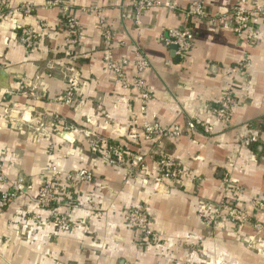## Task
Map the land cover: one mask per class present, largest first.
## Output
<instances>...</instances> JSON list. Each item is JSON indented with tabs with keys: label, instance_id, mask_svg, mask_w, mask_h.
Wrapping results in <instances>:
<instances>
[{
	"label": "crops",
	"instance_id": "0c3cea01",
	"mask_svg": "<svg viewBox=\"0 0 264 264\" xmlns=\"http://www.w3.org/2000/svg\"><path fill=\"white\" fill-rule=\"evenodd\" d=\"M22 1L35 6L33 14L0 18V173L8 182L0 191L14 183L26 187L0 209V264H264V230L224 215L206 226L198 213L202 202L213 206L223 198L226 174L241 187V206L264 197V16H255L258 38L249 43L217 23L186 16L193 0L146 10L139 25L128 0H69L80 25L79 41L66 53L67 25L58 9L44 8V0H4L12 7ZM202 1L212 12L234 2ZM90 5L103 8L104 25L95 12L80 10ZM247 5L264 11V0ZM104 26L116 59L131 60L139 49L149 61L140 73L151 92L145 113L136 91L120 87L103 66ZM182 27L193 39L190 52L179 58L162 37L168 28ZM26 29L42 38L33 50L19 42ZM244 56L250 65L239 70ZM126 71L131 77L130 65ZM70 85L77 86L71 104L53 101ZM228 86L236 103L229 128L220 131L211 106ZM189 116L214 124V134L188 133ZM143 120L178 125L182 133L154 144L143 138ZM64 124L77 130L62 132ZM249 134L257 140L244 146L241 138ZM104 140L146 153L142 168L131 174L129 167L101 159L97 149ZM159 155L173 159L177 181L155 182ZM50 156L60 161L62 173L53 203L40 209L34 197L50 173ZM80 169L90 170L92 180L63 175ZM134 206L147 211L158 238L125 223ZM28 210L39 214L38 221L28 218ZM55 214L71 221L69 230L49 222ZM252 218L264 224V211Z\"/></svg>",
	"mask_w": 264,
	"mask_h": 264
},
{
	"label": "built area",
	"instance_id": "2783aa9c",
	"mask_svg": "<svg viewBox=\"0 0 264 264\" xmlns=\"http://www.w3.org/2000/svg\"><path fill=\"white\" fill-rule=\"evenodd\" d=\"M127 5L132 10V19L136 25L140 24V18L142 14L149 9L164 7L168 9H175L176 3L171 0H128ZM44 8H56L60 12V16L65 20L67 25V35L64 38V52H69V49L76 45L79 41V20L73 13L76 8L69 0H44ZM35 6L28 2L22 1L18 6H8L4 0H0V18L6 17L14 12H19L23 16H29L33 14ZM103 8L96 5H90L87 7H80V10L95 12L100 23L104 25V17L101 14ZM184 14L188 17H198L205 19L208 23H217L221 27L231 30L233 33L243 36L249 43H253L257 40L258 34L256 29L255 16L262 14L259 6H248L247 0H234L230 8L220 11L212 12L202 0H193L183 10ZM112 35L110 28L104 26L102 29V40L106 43L103 52L104 68L108 70L115 81L122 88H133L138 94L140 101V111L145 113V109L151 101V92L147 87L145 81L141 78L140 73L148 67L149 61L143 56L139 49H135L133 57L129 60L126 57L116 59L113 55L112 48L110 47ZM193 34L187 27L182 28H168L164 33L162 40L165 45H175V54L179 58H184L190 52L192 48ZM40 36H36L31 29H26L19 36V42L24 45L28 50H33L38 46V42L41 41ZM250 58L244 56L239 62V70H244L250 65ZM133 72L131 77L128 76L126 71L129 67ZM68 70L74 72L73 67H69ZM76 85H70L62 94L53 97V101L63 104H71L75 98ZM234 94L231 86L225 88L216 102L212 104L213 119L220 128V131H225L229 128L233 110L235 106ZM53 121L56 120L57 115H53ZM185 128L188 132L201 133L205 135L214 134V124L202 119L199 116H189L185 123ZM77 128L71 124H64L62 132H73ZM141 132L143 138L147 141L159 143L164 138H178L182 131L178 125L170 127H163L157 120H143L141 124ZM257 140L256 134L245 135L241 138V143L244 146H249L252 142ZM68 143H74L75 139L72 135L67 139ZM97 149V148H95ZM101 159L105 161L114 162L115 164L124 165V167L130 168V173L133 174L135 170L142 168L145 160V154L132 153L127 150L125 144L120 141H105L101 143L99 149H97ZM51 165L48 167L50 171L39 189L37 191L35 199L36 208H48L55 198V183L56 179L61 174L60 164L58 160L50 156ZM155 166L159 171V175L154 176L155 182H162L164 180L177 181L180 176V171L173 163V159L168 155H159L158 159L154 161ZM61 172V173H60ZM64 177L68 179H82L86 181L92 180V172L88 169H80L73 172L63 173ZM62 175V176H63ZM8 182L4 174L0 173V186L6 185ZM222 185L224 189V196L221 200L211 206L210 203L202 202L198 206V213L202 218V221L206 226H212L216 224L220 215L226 216L230 221L234 223H247L251 222L255 230H264V224L258 221H252L253 212L264 211V197L256 196L249 200V208L243 207L239 204L241 187L236 184L226 174L222 177ZM0 191V209L5 208L11 204L15 198L26 192V187L22 183L9 184L3 186ZM29 219H33V222L38 221L39 214L33 213L31 210L27 211ZM125 223L132 228L138 229L143 236L158 238L156 231L150 227V220L147 211L141 206H134L129 208L124 214ZM59 230H69L71 221L64 215H56L49 220Z\"/></svg>",
	"mask_w": 264,
	"mask_h": 264
},
{
	"label": "water",
	"instance_id": "95a60500",
	"mask_svg": "<svg viewBox=\"0 0 264 264\" xmlns=\"http://www.w3.org/2000/svg\"><path fill=\"white\" fill-rule=\"evenodd\" d=\"M170 47H172L173 50L176 49V46L175 45H171Z\"/></svg>",
	"mask_w": 264,
	"mask_h": 264
},
{
	"label": "trees",
	"instance_id": "16d2710c",
	"mask_svg": "<svg viewBox=\"0 0 264 264\" xmlns=\"http://www.w3.org/2000/svg\"><path fill=\"white\" fill-rule=\"evenodd\" d=\"M61 17V16H60ZM62 18V17H61ZM63 19V18H62ZM188 133H190V132H188ZM190 134H192V133H190Z\"/></svg>",
	"mask_w": 264,
	"mask_h": 264
},
{
	"label": "rangeland",
	"instance_id": "374dc122",
	"mask_svg": "<svg viewBox=\"0 0 264 264\" xmlns=\"http://www.w3.org/2000/svg\"><path fill=\"white\" fill-rule=\"evenodd\" d=\"M59 164H60V162H59Z\"/></svg>",
	"mask_w": 264,
	"mask_h": 264
}]
</instances>
